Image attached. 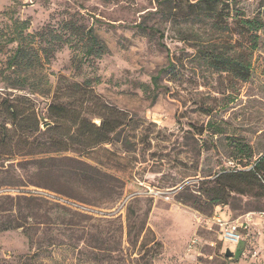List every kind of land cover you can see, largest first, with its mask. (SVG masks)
<instances>
[{
	"label": "rangeland",
	"instance_id": "obj_1",
	"mask_svg": "<svg viewBox=\"0 0 264 264\" xmlns=\"http://www.w3.org/2000/svg\"><path fill=\"white\" fill-rule=\"evenodd\" d=\"M158 2L0 0V139L7 104L33 109L41 132L51 122L50 103L79 106V116L96 124L97 102L126 115L111 141L80 156L66 153L117 182L83 186L71 178L64 185L60 170H39L30 163L36 156L25 155L9 132V144L0 143V264L261 263L264 187L232 191L225 203L213 204L210 196L219 175V182L236 184L240 178L232 173L264 156V32L242 79L200 52L246 49V37L220 4L216 28L214 19L201 17L202 8L169 21L168 3ZM257 3L239 0L238 6L251 16ZM88 29L107 46L105 54L87 55ZM15 35L34 59L9 67L18 41L8 39ZM32 138L46 141L47 135ZM213 215L247 225L238 247L224 244Z\"/></svg>",
	"mask_w": 264,
	"mask_h": 264
},
{
	"label": "trees",
	"instance_id": "obj_2",
	"mask_svg": "<svg viewBox=\"0 0 264 264\" xmlns=\"http://www.w3.org/2000/svg\"><path fill=\"white\" fill-rule=\"evenodd\" d=\"M238 1L197 0L190 3L186 0V8H184L181 0H159L158 6L164 2L168 3L169 8L164 10V15L169 21L175 20L177 14L184 9H188L192 13L194 9L202 8L204 10H202L203 13L206 14L201 17L208 16L214 19L212 26L218 28L221 21L218 19L215 10L217 5L220 4L222 9H225V15L228 17L233 16V25L239 28L246 37V49L242 54L234 52L231 55H225L213 48H201L200 52H202L203 59L213 67L224 72L240 73L242 79H244L252 71V58L259 47L260 33L264 32V0H258L256 9L251 16H245L241 12ZM223 22L227 25L226 20ZM19 24L21 28H26L25 22H20ZM149 29L159 32L160 39L163 37V33L157 28L149 27ZM86 36L87 55L99 57L107 52V46L91 29L86 30ZM8 41H18L15 51L8 61L9 67L16 65L23 59L26 61L34 59L33 55H30L29 50H27L30 47L29 44L23 43L19 36H12ZM29 49L33 51L35 57H38L35 49ZM172 66L173 63L170 61L159 73L168 70ZM158 75L154 76L153 80H156ZM5 102L3 103L5 104ZM97 103L100 106V111L96 114L100 118L98 124L87 117L79 116L77 110V107L81 108L79 106L70 103H50L48 105L47 115L51 122H49L50 125L46 126L42 132L39 128V119L33 109L22 111L13 104H7L2 112L5 122L1 126L2 135L0 143L2 145L9 144L7 137L10 131L13 132L18 136L21 151H24L25 155L36 156L30 163L36 165L39 170H47L49 167L60 170L63 175L64 185L69 184L71 178H74L77 183L83 186L89 183L94 185L103 182L107 178H110L113 182H117L115 177L103 173L99 168L78 159L76 156L66 154L74 153L80 156L100 144L111 141L116 132L126 124V115L124 112L112 105ZM88 108L85 107L86 110ZM60 123L63 126L62 130L58 131L54 136H49L48 134L58 128ZM35 133L46 134V141L36 142L35 138L30 139ZM12 151L9 149L5 152V155L9 156L13 154ZM219 176L215 181L213 193L212 195L210 194V199L213 204L225 203L232 191L240 193L250 192L255 188L257 183L261 187H264V156L251 169L239 170L232 173V176L240 178L236 184L219 182L222 175ZM261 181L263 182L262 184ZM50 187L51 189L62 191L61 193L71 198L78 199V196H73L72 194L70 196L66 191L60 190L58 186L51 185ZM238 249L240 251V247Z\"/></svg>",
	"mask_w": 264,
	"mask_h": 264
},
{
	"label": "built area",
	"instance_id": "obj_3",
	"mask_svg": "<svg viewBox=\"0 0 264 264\" xmlns=\"http://www.w3.org/2000/svg\"><path fill=\"white\" fill-rule=\"evenodd\" d=\"M264 215V212H262ZM263 217V223H264V216ZM213 219L215 223L219 226L220 234H221V240L224 242L225 245L233 244L238 245V243L242 239V233L240 229H245L247 227L246 224L242 222H234V221H228L224 220L219 215H213ZM260 264H264V254L263 258Z\"/></svg>",
	"mask_w": 264,
	"mask_h": 264
},
{
	"label": "water",
	"instance_id": "obj_4",
	"mask_svg": "<svg viewBox=\"0 0 264 264\" xmlns=\"http://www.w3.org/2000/svg\"><path fill=\"white\" fill-rule=\"evenodd\" d=\"M46 125H48V124H45L44 126H46ZM232 255V251H231V249L230 248H225V250H224V256H226V257H230Z\"/></svg>",
	"mask_w": 264,
	"mask_h": 264
}]
</instances>
